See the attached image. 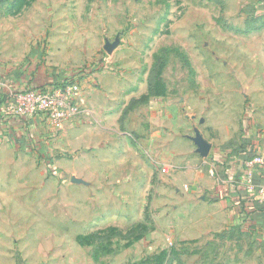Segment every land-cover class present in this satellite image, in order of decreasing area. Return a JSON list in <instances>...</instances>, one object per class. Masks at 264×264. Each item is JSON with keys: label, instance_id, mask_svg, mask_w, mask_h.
Segmentation results:
<instances>
[{"label": "rangeland", "instance_id": "obj_1", "mask_svg": "<svg viewBox=\"0 0 264 264\" xmlns=\"http://www.w3.org/2000/svg\"><path fill=\"white\" fill-rule=\"evenodd\" d=\"M246 4L0 0V58L38 90L75 85L79 112L42 113L31 143L0 154V264H264L218 239L200 200L219 124L263 110L247 82L264 73V18Z\"/></svg>", "mask_w": 264, "mask_h": 264}, {"label": "crops", "instance_id": "obj_2", "mask_svg": "<svg viewBox=\"0 0 264 264\" xmlns=\"http://www.w3.org/2000/svg\"><path fill=\"white\" fill-rule=\"evenodd\" d=\"M246 1V9H252L256 18H264V0ZM260 31L264 32V28L257 29L256 32ZM12 65L0 58V154L17 149L18 145L23 148V143H31V127L42 122V116L25 117L13 113V95L36 88L35 86L42 84V78L32 77L25 67L16 68ZM60 79L56 81L59 82ZM247 83L255 93L261 91L259 86H262L263 110L256 115L251 112L247 117H253L252 121L247 122L242 130L237 125L228 128L223 123L219 124L215 162L217 164L222 160L223 164H219L218 172V169L214 170L210 164L203 162V189L206 196L202 194L200 200L203 202L209 196L218 209L215 211V225L221 230L218 239L230 242L234 247L244 242L250 254L257 253L264 262V193L258 195V190L264 189V73L260 77H253ZM198 122L200 125L206 124L202 118ZM199 134L210 144L202 133ZM212 150L210 144L208 155ZM208 155L205 159L200 155L199 157L207 161ZM254 156L260 157L262 163L255 166L250 182L253 188L249 189L242 182L243 165ZM203 227L207 228V225L204 224ZM237 256L238 252H232L234 259Z\"/></svg>", "mask_w": 264, "mask_h": 264}, {"label": "built area", "instance_id": "obj_3", "mask_svg": "<svg viewBox=\"0 0 264 264\" xmlns=\"http://www.w3.org/2000/svg\"><path fill=\"white\" fill-rule=\"evenodd\" d=\"M77 87L75 85H66L62 89L47 93L41 89H29L13 95V113L19 116L33 117L42 113L52 121H62L72 119L79 114L78 106L71 96L76 94ZM262 159L254 156L252 160L245 162L242 174V182L251 186L252 174L255 166L260 165ZM264 189L258 190V195H262Z\"/></svg>", "mask_w": 264, "mask_h": 264}, {"label": "water", "instance_id": "obj_4", "mask_svg": "<svg viewBox=\"0 0 264 264\" xmlns=\"http://www.w3.org/2000/svg\"><path fill=\"white\" fill-rule=\"evenodd\" d=\"M193 144L196 146V152L201 157H206L210 150V144H208L202 136L199 134L198 131H195L194 137L191 138Z\"/></svg>", "mask_w": 264, "mask_h": 264}, {"label": "trees", "instance_id": "obj_5", "mask_svg": "<svg viewBox=\"0 0 264 264\" xmlns=\"http://www.w3.org/2000/svg\"><path fill=\"white\" fill-rule=\"evenodd\" d=\"M165 51V50H164ZM161 67L158 68V71L160 72L161 71ZM155 78H158V77H155ZM37 89V87L35 88ZM155 93V92H154ZM153 93V87L151 86V84L148 85V95L143 97V98H147L148 96H153L154 95ZM241 151H242V148H241Z\"/></svg>", "mask_w": 264, "mask_h": 264}]
</instances>
